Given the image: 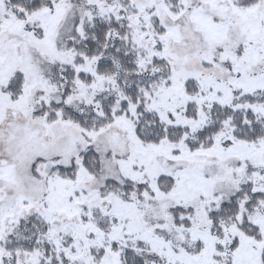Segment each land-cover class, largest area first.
Returning a JSON list of instances; mask_svg holds the SVG:
<instances>
[{"label":"snow or ice","instance_id":"6c2138e0","mask_svg":"<svg viewBox=\"0 0 264 264\" xmlns=\"http://www.w3.org/2000/svg\"><path fill=\"white\" fill-rule=\"evenodd\" d=\"M0 264H264V0H0Z\"/></svg>","mask_w":264,"mask_h":264}]
</instances>
